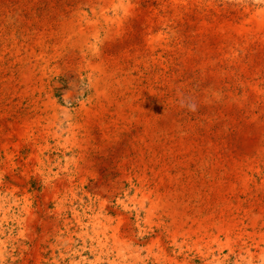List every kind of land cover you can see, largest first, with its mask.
<instances>
[{"label":"rangeland","instance_id":"obj_1","mask_svg":"<svg viewBox=\"0 0 264 264\" xmlns=\"http://www.w3.org/2000/svg\"><path fill=\"white\" fill-rule=\"evenodd\" d=\"M0 264H264V0H0Z\"/></svg>","mask_w":264,"mask_h":264}]
</instances>
